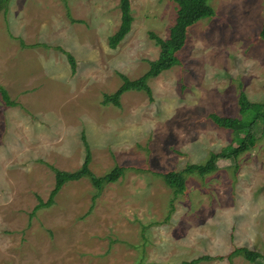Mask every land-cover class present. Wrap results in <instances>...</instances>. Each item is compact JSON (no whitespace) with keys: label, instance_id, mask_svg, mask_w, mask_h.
Here are the masks:
<instances>
[{"label":"rangeland","instance_id":"rangeland-1","mask_svg":"<svg viewBox=\"0 0 264 264\" xmlns=\"http://www.w3.org/2000/svg\"><path fill=\"white\" fill-rule=\"evenodd\" d=\"M210 4L216 17L189 31L182 65L149 81L152 98L131 91L117 107L105 96L122 87L121 75L140 79L159 59L151 35L169 38L177 3L132 0V31L114 50L119 0H11L0 14V86L17 106L0 93V264H185L235 248L264 255V128L236 161L188 176L184 194L159 176L239 149L243 137L211 115L240 118L241 89L264 103V0ZM58 48L75 57L76 73ZM83 135L95 175L120 165L125 176L102 192L88 179L69 182L33 215L55 188L52 168L82 167Z\"/></svg>","mask_w":264,"mask_h":264},{"label":"trees","instance_id":"trees-1","mask_svg":"<svg viewBox=\"0 0 264 264\" xmlns=\"http://www.w3.org/2000/svg\"><path fill=\"white\" fill-rule=\"evenodd\" d=\"M119 1L121 25L118 32L110 39V46L114 50L117 49L131 33L135 20L133 17L132 0ZM173 1L177 3L179 10L176 23L171 29L169 38L163 39L157 35H151L152 39L161 49L159 59L150 63V70L140 79L131 80L125 75H121L123 80L122 87L115 94L105 96L103 102L105 106L113 104L117 107H121L122 96L131 91L145 92L152 98L153 92L149 85V81L158 78L163 73L172 70L176 66L182 65L179 54L186 46L189 31L199 22L216 17V11L210 4V0ZM10 2L11 0H0V14H7L9 12ZM260 36L264 40V25ZM58 50L67 56L73 72L76 73L77 61L75 57L62 48H58ZM0 93L7 106H17V104L12 101L9 92L2 86H0ZM239 106L240 118L220 117L215 114L211 115L212 120L219 127L231 128L237 137H243V142L237 151L228 154L213 153L205 164H192L181 171L159 174L166 185L174 191L176 197L186 192L188 176L197 175L205 178L219 170L220 161H236L241 154L250 150L251 145L257 139V132L261 127L264 128V103L252 102L248 95L241 89L239 94ZM83 142L86 149V157L82 167L78 171L71 173L51 167L56 175L55 188L47 202L39 199L40 203L35 208L33 215L43 208L54 206L56 198L69 182H78L83 179H88L97 192H102L108 185L116 184L125 176L126 169L120 165H117L110 173L104 176L95 175L91 170L93 157L91 146L86 135H83ZM96 199H98V196L94 199V205ZM94 207L91 208V211H93ZM235 257H243L253 264H264V255L248 248H235L227 258L205 256L191 262H186L185 264H200L202 262L223 261L226 259L229 261V264H233V259Z\"/></svg>","mask_w":264,"mask_h":264}]
</instances>
